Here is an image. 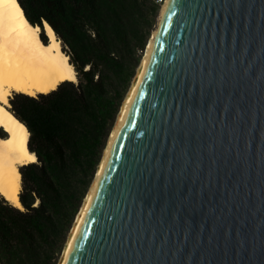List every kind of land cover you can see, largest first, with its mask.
<instances>
[{
    "label": "water",
    "instance_id": "1",
    "mask_svg": "<svg viewBox=\"0 0 264 264\" xmlns=\"http://www.w3.org/2000/svg\"><path fill=\"white\" fill-rule=\"evenodd\" d=\"M115 121L57 264H264V0H164Z\"/></svg>",
    "mask_w": 264,
    "mask_h": 264
},
{
    "label": "trees",
    "instance_id": "2",
    "mask_svg": "<svg viewBox=\"0 0 264 264\" xmlns=\"http://www.w3.org/2000/svg\"><path fill=\"white\" fill-rule=\"evenodd\" d=\"M47 21L76 70L37 96L14 92L10 110L37 160L20 166L23 208L0 194V264H57L68 231L150 35L157 0H18Z\"/></svg>",
    "mask_w": 264,
    "mask_h": 264
},
{
    "label": "bare ground",
    "instance_id": "3",
    "mask_svg": "<svg viewBox=\"0 0 264 264\" xmlns=\"http://www.w3.org/2000/svg\"><path fill=\"white\" fill-rule=\"evenodd\" d=\"M163 4L164 2L159 10L156 28ZM156 28L147 41L136 73ZM41 29L38 24L28 21L18 0H0V95L3 96L0 99V194L19 208H23L19 199L20 166L36 161L37 157L28 147L29 131L26 125L9 108V98L14 91L36 95L56 88L64 80H77L76 70L70 63L69 56L62 50L52 26L44 21L45 40H42V34L40 36Z\"/></svg>",
    "mask_w": 264,
    "mask_h": 264
},
{
    "label": "rangeland",
    "instance_id": "4",
    "mask_svg": "<svg viewBox=\"0 0 264 264\" xmlns=\"http://www.w3.org/2000/svg\"><path fill=\"white\" fill-rule=\"evenodd\" d=\"M157 1H159L160 2V5H159V9L157 10V13H156V15H155V18H154V23H153V26H152V29H151V32H150V35L152 34V31L156 28V25H157V22H158V16H159V10H160V7H161V5H162V3L164 2V0H157ZM41 32H42V29H41ZM44 32V31H43ZM150 35H149V37H150ZM149 37H148V39H149ZM42 38V37H41ZM44 38V37H43ZM42 40H45V39H42ZM148 41V40H147ZM147 44V43H146ZM146 47V46H145ZM145 50V49H144ZM144 50H143V52H142V55H143V53H144ZM139 63H140V61H139ZM139 63L137 64V66H136V68H135V72H134V74H133V76H132V78H131V81H130V84H129V86H128V88H127V90H126V92L128 91V89H129V87H130V85H131V83H132V80H133V77H134V75L136 74V70H137V67H138V65H139ZM14 92H16V91H14ZM14 92H12V95L10 96V98H9V102H10V99L13 97V95H14ZM126 92H125V94H126ZM125 94H124V96H125ZM33 96H37V94L36 95H33ZM124 98V97H123ZM122 101H123V99H122ZM122 101H121V104H122ZM11 107V102L9 103V108ZM121 107V106H120ZM119 112V111H118ZM115 120H116V118H115ZM115 120H114V122H115ZM112 130V129H111ZM111 132V131H110ZM109 135H110V133H109ZM109 137V136H108ZM106 144H107V141H106ZM105 147H106V145H105ZM105 147H104V149H105ZM104 149H103V152H104ZM103 152H102V155H103ZM102 155H101V157H102ZM101 160V159H100ZM94 176V175H93ZM93 179V178H92ZM92 181V180H91ZM90 184H91V182H90ZM90 184H89V186H90ZM89 186H88V188H89ZM88 190V189H87ZM87 192V191H86ZM83 200V199H82ZM82 202V201H81ZM77 214V213H76ZM76 216V215H75ZM75 218V217H74ZM66 238H67V236H66ZM66 241V240H65ZM65 243V242H64ZM63 247H64V245H63ZM62 250H63V248H62ZM62 250H61V252H62ZM61 254V253H60ZM60 256V255H59ZM59 259V258H58Z\"/></svg>",
    "mask_w": 264,
    "mask_h": 264
},
{
    "label": "snow or ice",
    "instance_id": "5",
    "mask_svg": "<svg viewBox=\"0 0 264 264\" xmlns=\"http://www.w3.org/2000/svg\"><path fill=\"white\" fill-rule=\"evenodd\" d=\"M12 2H15V0H12ZM0 99H3V96L2 95H0ZM7 101H5V103H6Z\"/></svg>",
    "mask_w": 264,
    "mask_h": 264
}]
</instances>
